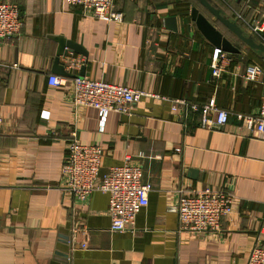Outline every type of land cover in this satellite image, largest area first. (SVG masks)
<instances>
[{"label": "crops", "instance_id": "obj_1", "mask_svg": "<svg viewBox=\"0 0 264 264\" xmlns=\"http://www.w3.org/2000/svg\"><path fill=\"white\" fill-rule=\"evenodd\" d=\"M5 1L17 5L22 26L0 39V264H245L253 244L264 242V140L233 115L207 128L199 111L181 115L171 107L182 98L255 111L264 97V54L198 7L239 49L214 78L213 45L190 16L194 0H115L121 21L63 0ZM209 1L259 42L244 21L264 14V0ZM61 39L86 54L65 46L57 57ZM251 63L262 68L255 81L243 76ZM51 74L146 93L129 114L102 117L97 108L74 106L70 86H50ZM73 130L101 145L100 175L126 154L140 164L151 190L134 229H109L106 193L94 190L79 202L63 189L60 167ZM204 186L229 192L231 213L219 231L180 229L178 190Z\"/></svg>", "mask_w": 264, "mask_h": 264}, {"label": "built area", "instance_id": "obj_2", "mask_svg": "<svg viewBox=\"0 0 264 264\" xmlns=\"http://www.w3.org/2000/svg\"><path fill=\"white\" fill-rule=\"evenodd\" d=\"M68 6H80L94 18L121 21L122 14L115 8V0H63ZM22 15L16 4L0 0V39H10L18 34L22 26ZM240 17V16H239ZM248 33L264 44V14L244 21ZM231 61L229 53L214 47L210 54V72L214 78L226 71ZM262 72L259 64L245 67L244 79L255 81ZM50 86L71 88V102L74 106L97 108L100 116L108 111L129 114L130 109L146 92L104 79H91L74 75L71 78L51 74L47 78ZM172 110L182 115L199 111L201 125L207 128L222 127L229 116H235L250 134L264 140V97L255 111L238 112L218 107L213 101L196 102L182 98L172 100ZM1 105V102H0ZM3 117L0 111V128ZM102 147L96 142H82L77 131L70 133L67 154L60 167L63 177L62 187L79 202H85L94 190L108 196L107 214L109 229L123 231L134 229L135 217L140 208L148 203L149 183L142 181L141 166L134 162L130 154L124 156L119 165L110 166L104 174H99ZM233 207V197L224 188L204 186L197 191L179 189L176 208L179 228L195 233L213 232L221 229V220L229 215ZM260 240V239H258ZM84 241L81 246L85 247ZM245 264H264V242L256 241L250 248Z\"/></svg>", "mask_w": 264, "mask_h": 264}, {"label": "water", "instance_id": "obj_3", "mask_svg": "<svg viewBox=\"0 0 264 264\" xmlns=\"http://www.w3.org/2000/svg\"><path fill=\"white\" fill-rule=\"evenodd\" d=\"M199 4L206 9L216 20H218L225 28L230 30L241 42L249 47L259 50L264 54V44L260 42H255L252 37L244 34L243 30L239 26L236 20L226 17L221 14L220 10L210 3L209 0H197ZM191 19L195 22L200 33L214 46L220 47L223 51L227 53H237L239 49L217 28L208 17L200 11L196 6H192L190 9ZM59 47L57 50V57L63 55L64 47H68L76 52L86 54L85 52H80L76 48V45L72 42H65L61 39L58 41ZM65 54V53H64ZM58 59V58H57ZM57 71L59 70L58 60L56 62ZM62 67V66H61ZM62 70V69H60ZM66 75L65 72H60Z\"/></svg>", "mask_w": 264, "mask_h": 264}, {"label": "trees", "instance_id": "obj_4", "mask_svg": "<svg viewBox=\"0 0 264 264\" xmlns=\"http://www.w3.org/2000/svg\"><path fill=\"white\" fill-rule=\"evenodd\" d=\"M194 1H195L194 3L197 4L200 8H203V7L199 4V2H198L197 0H194ZM198 6H197V7H198ZM200 11H201V10H200ZM209 14H210V13H209ZM232 56H233V55H232Z\"/></svg>", "mask_w": 264, "mask_h": 264}, {"label": "rangeland", "instance_id": "obj_5", "mask_svg": "<svg viewBox=\"0 0 264 264\" xmlns=\"http://www.w3.org/2000/svg\"><path fill=\"white\" fill-rule=\"evenodd\" d=\"M199 7V6H198ZM200 8V7H199ZM201 9V8H200Z\"/></svg>", "mask_w": 264, "mask_h": 264}]
</instances>
